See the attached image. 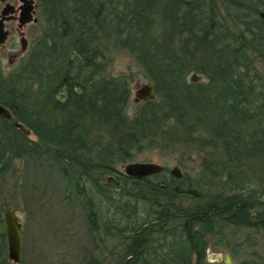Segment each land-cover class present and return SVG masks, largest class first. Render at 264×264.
Masks as SVG:
<instances>
[{"label":"trees","instance_id":"trees-1","mask_svg":"<svg viewBox=\"0 0 264 264\" xmlns=\"http://www.w3.org/2000/svg\"><path fill=\"white\" fill-rule=\"evenodd\" d=\"M38 5L42 34L17 69L5 74L0 63V103L12 113L0 115V171L9 154L35 165L52 160L91 231L118 239L120 264H228L208 258L228 229L246 230L240 246L257 245L264 232V72L257 63L264 61V0ZM115 50L132 54L155 88L133 116L129 80L108 72ZM198 145L220 149L223 168L240 178L232 173L217 189L166 167L144 178L118 168L146 146ZM258 166L257 182L250 172ZM4 208L0 200V264H11Z\"/></svg>","mask_w":264,"mask_h":264},{"label":"rangeland","instance_id":"rangeland-1","mask_svg":"<svg viewBox=\"0 0 264 264\" xmlns=\"http://www.w3.org/2000/svg\"><path fill=\"white\" fill-rule=\"evenodd\" d=\"M35 1L37 22H30L20 28L17 17L6 23L10 35L7 42L0 45V63L5 74L21 65L33 41L45 29L43 13L39 9L38 0ZM8 2L17 6L21 4L19 0H0V13ZM23 40L26 41L25 45ZM257 63L264 72V61L258 60ZM108 72L129 80L131 87L129 111L133 116L139 106L135 101L136 91L143 84L151 83L146 71L128 51L115 50ZM204 132L202 136L209 138L207 134H203ZM31 137L34 138L33 135ZM6 160L9 164L2 172L0 171V200L4 207L11 206L18 211L24 229L21 261L14 262L9 258L11 264H120L118 239L108 238L104 232L98 230L91 231L80 206L69 203L65 181L52 160L44 158L35 165L27 156L12 157L11 154L7 155ZM132 161L156 162L166 167L169 173L178 166L183 174L187 173L206 185L214 183L217 189L227 182H232L233 179L228 181L230 174L233 173L236 179L241 176L224 169L222 152L208 145L168 149L161 146H146L139 151L135 150L131 160L119 163V170L124 171V166ZM250 173L258 182L257 179L263 172L258 166L254 173ZM245 232L243 228L228 229L225 244L222 246L212 244L209 252L221 255L222 259L226 253L230 254L232 264L244 258H256L260 262L263 261V264L264 232L259 234V243L251 247L244 246L243 243L239 245L245 237ZM119 244L121 245V242ZM233 249L238 250L236 256H233Z\"/></svg>","mask_w":264,"mask_h":264},{"label":"water","instance_id":"water-1","mask_svg":"<svg viewBox=\"0 0 264 264\" xmlns=\"http://www.w3.org/2000/svg\"><path fill=\"white\" fill-rule=\"evenodd\" d=\"M21 4L17 8L15 4L8 2L1 10L0 13V45H4L10 35V30L6 28L7 21L15 18V13L18 11L19 27L22 28L24 25L30 22H37L38 18L35 16L37 4L35 0H19ZM26 41L23 40V45ZM156 97L155 88L151 83L143 84L136 91L135 101L140 103L142 101L152 100ZM0 115L6 118H12L11 111L2 103H0ZM15 126L22 130L26 135L31 134V130L20 121L15 122ZM164 166L156 162H145V161H132L124 166V174L135 177L144 178L147 176L159 174L164 171ZM171 174L181 178L183 173L178 166H175L171 170ZM3 222L4 231L8 244V256L14 262H20L23 252V241H24V229L21 221V217L17 210L11 206H6L3 211ZM210 260L222 259L221 255L208 253ZM224 260L228 264H232L233 261L230 254L226 253Z\"/></svg>","mask_w":264,"mask_h":264},{"label":"flooded vegetation","instance_id":"flooded-vegetation-1","mask_svg":"<svg viewBox=\"0 0 264 264\" xmlns=\"http://www.w3.org/2000/svg\"><path fill=\"white\" fill-rule=\"evenodd\" d=\"M14 4V3H13ZM15 6L18 8L19 7V5L17 6V4H15ZM19 13H18V11L15 13V18H13V19H11V20H15L18 16Z\"/></svg>","mask_w":264,"mask_h":264}]
</instances>
